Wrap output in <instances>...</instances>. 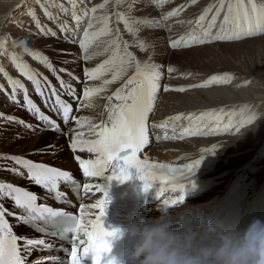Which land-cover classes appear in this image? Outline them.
<instances>
[{"label":"bare ground","instance_id":"6f19581e","mask_svg":"<svg viewBox=\"0 0 264 264\" xmlns=\"http://www.w3.org/2000/svg\"><path fill=\"white\" fill-rule=\"evenodd\" d=\"M152 1L135 0V7L131 12L128 6L133 4L134 0H119L118 9H116L117 0H109L108 3L110 10L116 9L149 20H160L163 14L178 5H190L179 16L162 21L161 26L140 28L139 39L143 40L147 46V50L144 52L135 47L134 37L124 31V25L122 23L119 25L123 39L134 45L131 50L137 54L138 59L149 60L150 58L152 63L162 66V74H164L161 81L162 85H169L173 89L179 87L186 89L184 92L173 90L167 93L161 89L154 111L150 113L151 125L153 123L159 124L169 117L181 113L185 115L191 113L194 117L200 113H215L225 122H227L226 118L235 120L241 114L254 116L255 119L252 123L242 127L239 132L233 129L231 132L221 131L220 134L192 135L187 129L191 128L192 131H196L197 125L195 120L190 122L187 119L170 122L166 129L151 127L149 130L151 132L150 143L145 150V156L150 161L168 164L171 167L185 166L199 159L202 155L204 156L203 159L211 158L213 161L211 171L209 174L200 177L204 181L205 192L191 198L190 204H198L205 199L210 203L222 201L237 186L245 188L248 202L253 203L260 197V201L264 200V77L258 74L259 70L264 74V35L246 38L237 43L216 42L194 44L188 48L184 46L172 48L171 41L176 40L179 36H185V31L193 25L189 21H194L204 8L217 3L218 0H196L194 4L191 3V0H159V3H163L162 8L156 6L158 0H155L156 5ZM55 2L63 4L66 9L71 8L68 0H55ZM102 2L103 0H91L89 4L88 0H82L80 6L89 4L87 7L91 8ZM41 3L49 4V11L52 12L53 16L67 22L70 27H75V21L71 19L73 23L70 22V12L66 15L60 12L59 8L51 7L50 0H41ZM257 3H264V0H257ZM29 9H35L41 24L52 28L53 31L57 32V36L51 37L40 34L32 18L26 14ZM97 15L100 13L98 12ZM112 21L113 26H115L114 16ZM86 26V22L82 21L77 32L63 33L59 31L58 26L53 21L44 15V11L40 8L37 0H0V66L8 73H12L10 75L13 78L20 79L25 84L29 95L45 114L50 113L52 115L53 113L46 106L41 107L34 86L30 81L20 76L13 66L10 54L15 53L17 60L27 61L33 69L46 76L56 86L57 90L59 88L56 75H60V78L66 83L72 84L80 96L84 83H100V81H86L84 69L95 67L106 58V55L97 53L103 52L108 41L112 38L104 37L98 40L89 52L93 58L86 61L78 42V37H82V29ZM249 42L251 43L252 54L248 55L247 49L234 51L236 59L242 61L243 69L229 68L225 62L228 55L220 50V47L231 49ZM25 48L47 56L56 72L53 73L39 60L27 55L24 51ZM201 50H206L207 53L197 57ZM184 54L192 55L195 59L194 63L182 67L172 63L173 58L178 59L177 57ZM169 66L175 69L171 74L167 72ZM60 69L65 71L61 72ZM72 75L77 79L73 81ZM212 76L225 77L226 79L211 81L210 77ZM0 84L4 85L5 88V91H0V113H3V117H0V129L10 128L8 131H0V181H12L25 187L30 186V181L21 165L15 164L12 160L4 159V157L12 156H20L33 162L46 163L65 169L75 173V177L79 178L78 166L74 156H82V154L78 151H72L71 139L77 131H83L86 139L93 137L87 135V124L83 128H79L75 120L79 117H87L94 124H98L102 120L107 121L105 106L108 101L103 97L114 91L119 83L111 86L108 93L94 97L92 107L79 106V109L76 110L73 106L71 113L73 118L69 120L68 124L58 123L60 125L59 132L45 128L27 110L24 106L22 92L18 93L19 104L13 103L9 99L8 93L11 92V88L2 74H0ZM201 84L206 86L190 87V85ZM61 92L63 95H67L63 90ZM71 99L74 98L68 97V100ZM74 102L77 104L76 100ZM8 116L15 117L16 120H24L26 124H32L33 128H28L16 121H8L4 118ZM205 119L207 120L208 117ZM165 133H167V139L164 138ZM181 135H183L182 139L180 138ZM213 145H216L214 154L202 152V149H210ZM85 195L78 194L82 203L86 202ZM9 200L10 198L0 197V202L5 206L9 205ZM62 209L68 213L75 212L68 205ZM12 212L21 215L18 210ZM7 219L18 236H26L32 239H50L49 236H43L44 234H39L23 225L14 217ZM57 246L65 247V244L61 243ZM30 254L35 256L29 261L31 263L34 261L43 262L47 256H50L45 252L38 256L35 250H32ZM27 256L28 254L25 253V259ZM54 256L53 261H57L62 255ZM53 264H59V262Z\"/></svg>","mask_w":264,"mask_h":264},{"label":"snow or ice","instance_id":"6c2138e0","mask_svg":"<svg viewBox=\"0 0 264 264\" xmlns=\"http://www.w3.org/2000/svg\"><path fill=\"white\" fill-rule=\"evenodd\" d=\"M37 3L43 9L44 15L58 26L60 32H77L81 22H86L87 26L82 29V37H78L79 46L86 61L93 58L89 52L98 40L104 37H112L103 52L97 53L106 55V58L95 67L84 69L86 81H100V83L81 82L84 83L82 97L78 95L71 83H66L59 75L56 78L63 92L74 98L78 106L83 107H92L94 97L108 93L111 86L119 83L114 91L103 97L108 101L105 106L107 121L102 120L100 123L94 124L87 117H79L75 120L79 128H83L87 124V135L93 138L86 139L83 131H77L71 139L73 152H86L94 156V158L75 156L83 177L103 179L104 185L90 182L79 185L78 194L81 190L87 194L95 191L102 194L103 198L90 205V208L95 209L97 213L94 219L85 221L83 206L80 208V215H75L76 226L71 238L69 264H82V260L89 255L92 257L93 264H115L114 260L107 259V254L111 252V240L118 235L119 230L110 231L105 228L103 223V217L109 203L107 198L109 183L112 180L124 183L132 179L134 170L135 178L142 182L144 192H148L154 185L161 191L163 187L170 186L178 192V196L172 200L165 199L159 205L160 209L167 210V208L183 202L185 187L187 184L193 183L191 177L204 157L202 155L194 162L185 165L183 169H174L164 163H152L146 156L142 158L143 151L150 143L149 116L154 111L158 93L161 89L165 93L173 90L184 92L186 89L184 87L173 89L169 85H162V66L152 63L150 58L149 60L138 59L137 54L131 50L134 45L141 52L147 50L145 42L140 40L138 36L141 27L161 26L162 21L179 16L190 5H178L163 14L160 20H149L116 10L119 8V0H117L116 9L111 10L108 9L109 0H103L102 3L91 8L87 7L86 4L81 7L82 0H68L71 5L70 9H66L63 4H57L55 0H50L51 7L59 8L60 12L66 15L70 12L72 20L75 21V27H70L67 22L53 16L52 12L49 11V4L41 3V0H37ZM191 3H196V0H191ZM157 6L162 8L163 3H159L158 0ZM128 7L131 12L135 7V0ZM98 12L100 15H97ZM26 14L32 18L40 34L51 37L57 36L56 31L41 24L35 9H29ZM113 16L115 17V26H113ZM121 23L124 25V31L134 37V45L123 39V34L119 28ZM189 23L194 24L192 31L186 36L172 40V48H177L181 44L184 47H190L192 44H208L218 41L242 42L246 38L264 35V3H257V0H218L217 3L204 8L201 14ZM24 51L33 59L39 60L53 73L56 72L47 56L29 48H25ZM10 59L19 74L32 83L35 93L42 97L48 110L59 116L64 124H68L73 107L72 104L61 99V92L57 90L56 86L38 70L33 69L27 61L17 60L15 53L10 54ZM60 71L65 70L60 69ZM174 71L175 69L171 66L167 69L169 74ZM0 74L7 80L11 88L8 97L13 103H20L18 93L22 92L24 106L27 110L45 128L54 132L60 131V125L57 121L46 115L37 106L30 98L28 88L20 79L13 78L2 66H0ZM222 79L226 78L210 77L211 81ZM204 86L206 85H190L193 88ZM0 91H5L2 84H0ZM0 117H3V113H0ZM205 117L208 119L206 120ZM4 118L33 128L32 124H26L24 120H16L12 116ZM184 119L190 122L195 120L196 131H192L191 128L187 131L191 132L192 135H197L220 134L221 131L231 132L233 129L239 132L242 127L252 123L255 117L241 114L235 120L226 118L227 122H225L215 113H200L196 117L191 113L187 115L181 113L169 117L159 124L153 123L151 127L166 129L170 122ZM164 138H168L167 133H165ZM180 138L182 139L183 135ZM215 151L216 145L210 149H202V152L212 154ZM4 159L12 160L17 165H23L27 168V178L30 182L50 193L54 192L55 197L60 199L66 197V194L60 191V185L74 182V175L71 171L50 167L46 164H35L20 156L4 157ZM177 172L180 175L179 179H177ZM0 197L10 198L14 201L15 208L22 211L21 215H16L15 212L9 211L0 202V264H26L22 255V247L25 253L30 248L35 247L53 248V244L44 238L32 239L26 236H18L13 231V227L6 216H13L22 221L23 224L32 226L37 218L63 214L60 210H54L45 203H38V197L35 193L11 183H0ZM35 230L39 232V230ZM82 237H86V240ZM81 245H83L82 248ZM54 259V256H47L41 264H50Z\"/></svg>","mask_w":264,"mask_h":264},{"label":"clouds","instance_id":"9594fccd","mask_svg":"<svg viewBox=\"0 0 264 264\" xmlns=\"http://www.w3.org/2000/svg\"><path fill=\"white\" fill-rule=\"evenodd\" d=\"M132 232L135 240L128 254L130 264H264L261 219L251 220L243 229L229 231L218 245L211 246L195 245V233L176 232L172 222L163 217L155 222L134 223Z\"/></svg>","mask_w":264,"mask_h":264},{"label":"rangeland","instance_id":"374dc122","mask_svg":"<svg viewBox=\"0 0 264 264\" xmlns=\"http://www.w3.org/2000/svg\"><path fill=\"white\" fill-rule=\"evenodd\" d=\"M162 1H164V0H162ZM90 2H91V0H88V3L90 4ZM152 3L154 4V5H156L155 4V0H153L152 1ZM89 4L87 5V6H89ZM157 6V5H156ZM16 15V14H15ZM134 17H137V18H139V16H134ZM16 19V18H15ZM71 19L72 18H70V22L71 23H73L72 21H71ZM245 40V39H244ZM243 40V41H244ZM218 42H220V43H235V42H228V41H218ZM214 43H216V42H214ZM237 43V42H236ZM241 49H247V54L248 55H250V54H252V50H251V43L249 42V43H245V44H241L240 46H235V47H233V48H229V49H227V48H223V47H220V50H222L224 53H226L228 56H226V60H225V62L227 63V65H228V67L229 68H231V69H236V70H242L243 68H242V61L240 60V59H236V56H235V53H234V51H239V50H241ZM207 53V51L206 50H201V51H199L198 52V56L197 57H199V56H203V55H205ZM178 59H172L171 61H172V63L173 64H175L176 66H180V67H182V66H186V65H190V64H192V63H194V58L192 57V55H190V54H184V55H182V56H180V57H177ZM9 74H11L12 75V73H9ZM258 74L260 75V76H263L264 77V74L259 70L258 71ZM164 75V74H163ZM21 76V75H20ZM166 76V75H165ZM22 77V76H21ZM72 80L74 81V79L72 78ZM71 117L73 118V115L71 114ZM71 118V119H72ZM10 128H8V127H5V128H1L0 129V131L1 132H4V131H8ZM247 186H248V184H247ZM38 256H41V255H38ZM33 257H35V256H32V254H28V256H27V258H26V262L28 263L31 259H33ZM29 263H31V262H29Z\"/></svg>","mask_w":264,"mask_h":264},{"label":"water","instance_id":"95a60500","mask_svg":"<svg viewBox=\"0 0 264 264\" xmlns=\"http://www.w3.org/2000/svg\"><path fill=\"white\" fill-rule=\"evenodd\" d=\"M61 169V168H60ZM62 170H65V169H62ZM65 171H68V170H65ZM26 188H28V187H26Z\"/></svg>","mask_w":264,"mask_h":264}]
</instances>
